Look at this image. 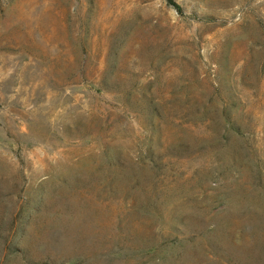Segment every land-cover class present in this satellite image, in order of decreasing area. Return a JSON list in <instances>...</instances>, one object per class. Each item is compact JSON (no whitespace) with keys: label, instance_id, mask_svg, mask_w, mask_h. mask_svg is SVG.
<instances>
[{"label":"rangeland","instance_id":"obj_1","mask_svg":"<svg viewBox=\"0 0 264 264\" xmlns=\"http://www.w3.org/2000/svg\"><path fill=\"white\" fill-rule=\"evenodd\" d=\"M0 264H264V0H0Z\"/></svg>","mask_w":264,"mask_h":264},{"label":"trees","instance_id":"obj_2","mask_svg":"<svg viewBox=\"0 0 264 264\" xmlns=\"http://www.w3.org/2000/svg\"><path fill=\"white\" fill-rule=\"evenodd\" d=\"M172 4H174L175 5V7H177V9L180 11L181 10V7L177 4V3H175V2H172Z\"/></svg>","mask_w":264,"mask_h":264}]
</instances>
